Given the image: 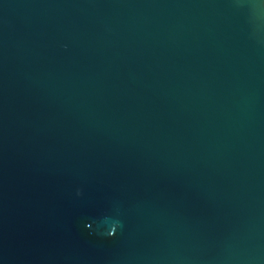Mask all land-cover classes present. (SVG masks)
Wrapping results in <instances>:
<instances>
[{"label": "water", "instance_id": "obj_1", "mask_svg": "<svg viewBox=\"0 0 264 264\" xmlns=\"http://www.w3.org/2000/svg\"><path fill=\"white\" fill-rule=\"evenodd\" d=\"M0 264H264V0H0Z\"/></svg>", "mask_w": 264, "mask_h": 264}]
</instances>
